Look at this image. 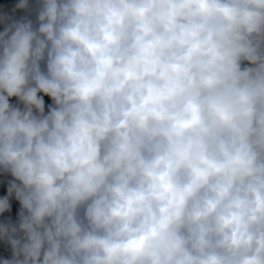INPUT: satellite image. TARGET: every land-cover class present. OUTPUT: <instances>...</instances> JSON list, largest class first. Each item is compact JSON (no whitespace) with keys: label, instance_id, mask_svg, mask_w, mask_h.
<instances>
[{"label":"clouds","instance_id":"9594fccd","mask_svg":"<svg viewBox=\"0 0 264 264\" xmlns=\"http://www.w3.org/2000/svg\"><path fill=\"white\" fill-rule=\"evenodd\" d=\"M0 190V264H264V0H0Z\"/></svg>","mask_w":264,"mask_h":264},{"label":"rangeland","instance_id":"374dc122","mask_svg":"<svg viewBox=\"0 0 264 264\" xmlns=\"http://www.w3.org/2000/svg\"><path fill=\"white\" fill-rule=\"evenodd\" d=\"M0 194H3V191L2 190H0ZM13 204H14V212H15V209H17L19 207V205L16 202H13Z\"/></svg>","mask_w":264,"mask_h":264}]
</instances>
